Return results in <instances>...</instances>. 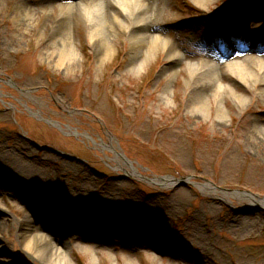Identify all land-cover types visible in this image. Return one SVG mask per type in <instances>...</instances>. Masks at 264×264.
Here are the masks:
<instances>
[{"label":"rangeland","instance_id":"374dc122","mask_svg":"<svg viewBox=\"0 0 264 264\" xmlns=\"http://www.w3.org/2000/svg\"><path fill=\"white\" fill-rule=\"evenodd\" d=\"M20 3L32 17L18 23ZM168 3L158 32L177 38L187 61L206 56L215 12L240 18L249 6L245 31L262 39L264 0ZM45 7L0 0V264H41L19 238L29 211L33 231L74 264H264V207L252 198L264 197V147L248 145L244 128L261 125L264 102L243 112L224 102V119L214 102L207 116L192 111L186 60L164 50L146 60V45L134 57L112 29L97 55L81 21L68 30L74 51L64 63ZM161 176L189 180H149Z\"/></svg>","mask_w":264,"mask_h":264},{"label":"bare ground","instance_id":"6f19581e","mask_svg":"<svg viewBox=\"0 0 264 264\" xmlns=\"http://www.w3.org/2000/svg\"><path fill=\"white\" fill-rule=\"evenodd\" d=\"M192 1L197 6L205 7L211 0ZM37 2L39 5H46L45 26L52 29V39L61 40L63 46L58 58L64 63L70 60L74 51L71 41L73 39L68 30H72L76 22L81 21L90 26V38L97 55L101 56L102 50L109 48L107 29H112L109 38L114 40L120 36L118 32H121L123 37L130 41L134 57L146 45L148 56L146 60L158 50H164L170 60L181 62L186 60L184 70L187 74L186 85L189 88V104L192 111L207 116L214 102L217 117L224 119L229 117L231 112L224 106V102H231L232 107L241 112L253 100L257 104L264 102V60L258 58L264 40L258 45L247 43L253 34V31H245V23L249 22L248 18L253 12L247 5H242L243 12L240 18L222 11L213 13L212 26H209L208 30L214 35L212 40L209 39L206 56L197 61L192 59L187 61V56L175 46L174 40L178 39L158 32L161 30L159 21L161 16L164 15L165 19L168 17L166 8L171 4L168 0H37ZM30 17L32 13L29 8L22 3L18 4L15 11L16 21L19 23ZM256 26L251 22V28ZM221 33L235 37L234 44H229L227 40H218L216 36ZM260 33L264 38V30ZM217 50L220 52L216 53ZM190 53L201 54L195 50H191ZM241 55H244L242 59H235ZM136 62L133 61L131 65L139 69L142 63L136 66ZM260 122L261 125L254 131L249 130L247 124L244 126L247 130L245 140L248 145L264 147V119ZM118 166H121L120 161ZM157 181L165 186L173 182L171 179L158 178ZM199 187L206 189L212 186L211 183H201ZM252 198L264 206L263 200ZM17 222L21 227L19 238L22 246L31 257L41 264H74L71 256L55 245L47 233L33 231L34 218L30 211ZM1 225L0 222V241L4 230Z\"/></svg>","mask_w":264,"mask_h":264},{"label":"water","instance_id":"95a60500","mask_svg":"<svg viewBox=\"0 0 264 264\" xmlns=\"http://www.w3.org/2000/svg\"><path fill=\"white\" fill-rule=\"evenodd\" d=\"M131 162V161H130ZM131 164V163H130ZM133 167V166H131ZM141 174V173H140ZM158 179L161 180H167V179H171L173 182H170L169 184H174V185H181V184H185L186 182H188L189 177H184V178H176L173 176H161V177H157ZM157 178L151 179L149 178L150 181L152 182H157ZM158 183V182H157ZM261 200L264 201V197H259ZM258 206L264 207L262 206L260 203H258Z\"/></svg>","mask_w":264,"mask_h":264}]
</instances>
